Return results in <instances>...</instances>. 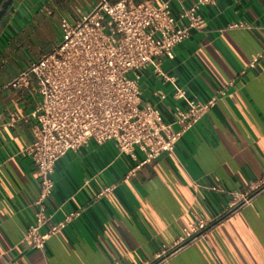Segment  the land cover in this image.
<instances>
[{
    "label": "crops",
    "instance_id": "obj_1",
    "mask_svg": "<svg viewBox=\"0 0 264 264\" xmlns=\"http://www.w3.org/2000/svg\"><path fill=\"white\" fill-rule=\"evenodd\" d=\"M83 1L81 8L71 0H15L0 22V264H264V68H249L264 55V0L201 7L206 27L163 61V73L189 98L206 101L226 91L181 139L175 156L136 169L113 142L91 141L69 152L55 166L46 203L53 218L42 233L80 215L44 251L23 240L41 193L26 153L41 97L33 77L29 87L6 86L61 42L63 20L74 25L104 0ZM129 1L168 3L178 17L199 0ZM175 85L150 65L141 72L142 105L172 121L176 106L186 108L173 98ZM200 225L205 230L187 240Z\"/></svg>",
    "mask_w": 264,
    "mask_h": 264
},
{
    "label": "built area",
    "instance_id": "obj_2",
    "mask_svg": "<svg viewBox=\"0 0 264 264\" xmlns=\"http://www.w3.org/2000/svg\"><path fill=\"white\" fill-rule=\"evenodd\" d=\"M213 1L199 0L175 17L168 3L157 6L121 0L112 4L104 0L74 25L63 20L61 42L6 86L29 87L33 77L41 97L31 113L37 127L26 149L41 186L35 222L23 238L33 249L44 251L49 239L80 215L70 214L42 233L53 218L47 214L46 203L55 189V166L69 152L91 141L99 145L113 142L121 155L138 163L136 169L164 154L175 156L181 139L226 95L222 90L206 101L189 98L187 90L176 86L175 79L161 69L164 60L174 59L179 45L206 27L201 7ZM259 64L264 68L263 54L254 58L249 68L258 70ZM150 65L175 85L173 98L186 103V108H174L172 121H167L159 108L142 105L141 72ZM156 96L161 101L168 98L163 92ZM133 175L134 171L129 173ZM203 230L205 226L200 225L188 231L186 239H195Z\"/></svg>",
    "mask_w": 264,
    "mask_h": 264
},
{
    "label": "water",
    "instance_id": "obj_3",
    "mask_svg": "<svg viewBox=\"0 0 264 264\" xmlns=\"http://www.w3.org/2000/svg\"><path fill=\"white\" fill-rule=\"evenodd\" d=\"M15 0H0V22Z\"/></svg>",
    "mask_w": 264,
    "mask_h": 264
},
{
    "label": "rangeland",
    "instance_id": "obj_4",
    "mask_svg": "<svg viewBox=\"0 0 264 264\" xmlns=\"http://www.w3.org/2000/svg\"><path fill=\"white\" fill-rule=\"evenodd\" d=\"M70 3L72 4V6H76V5H78V6H80L81 8L87 6V3H86L85 1H83V0H71ZM37 49H38V46L33 47V51H36ZM32 55H33V54H32ZM33 56H34V55H33Z\"/></svg>",
    "mask_w": 264,
    "mask_h": 264
}]
</instances>
